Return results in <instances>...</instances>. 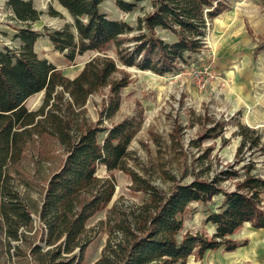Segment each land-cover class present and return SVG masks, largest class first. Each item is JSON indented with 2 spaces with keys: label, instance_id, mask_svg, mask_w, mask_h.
Masks as SVG:
<instances>
[{
  "label": "trees",
  "instance_id": "1",
  "mask_svg": "<svg viewBox=\"0 0 264 264\" xmlns=\"http://www.w3.org/2000/svg\"><path fill=\"white\" fill-rule=\"evenodd\" d=\"M6 1L17 21L12 41L19 43L0 49V217L13 229L10 237L20 240L19 229L34 222L16 186L27 153L36 149L43 154V145L50 140L65 156L47 181L38 211L41 242L46 247L39 243L32 247L30 255L36 264H83L91 244L88 222L109 207L116 193L113 180L98 178L101 166L111 173H126L135 191L146 199L113 224L96 264H187L191 257L201 260L207 253L240 249L245 244L232 237L246 224L264 230V171L255 174L254 158L246 161L241 156L246 149L264 150L257 131L240 125L242 141L234 164L208 180L195 178L165 192L128 165L133 159L131 144L142 127L140 121L129 119L102 128V121L91 125L86 115L91 96L106 88H110L106 117L119 110L121 91L129 85L119 64L163 76L201 53L211 24L229 9V0H151L152 12L139 18L137 26L110 19L101 11L107 0H58L73 22L59 30L46 27L43 33L32 26L43 15L34 0ZM116 1L126 13L138 7L137 2ZM49 13L62 16L53 8ZM161 31L173 40L160 38ZM41 37L48 38L69 66L90 51L99 56L90 59L71 80L38 55L36 44ZM109 46L115 48L117 60L103 55ZM258 49L263 51L264 43ZM41 93L42 106L30 111L27 103ZM241 163L243 167L237 170ZM228 181H236L234 189L225 186ZM215 197H223V202L205 221L215 232L210 237L199 233L181 236L189 207L209 204Z\"/></svg>",
  "mask_w": 264,
  "mask_h": 264
},
{
  "label": "rangeland",
  "instance_id": "2",
  "mask_svg": "<svg viewBox=\"0 0 264 264\" xmlns=\"http://www.w3.org/2000/svg\"><path fill=\"white\" fill-rule=\"evenodd\" d=\"M126 1L137 2L138 7L126 13L118 8L116 0H107L101 11L110 19L131 26H137L139 18L152 12L151 0ZM6 4V0H0V49L4 45L19 46L18 41H12L17 21ZM34 6L43 15L32 26L42 33L46 27L59 30L73 22L58 0H34ZM50 8L61 12L62 16H51ZM158 36L173 40L165 31L158 32ZM263 43L264 0H229V9L211 24L205 49L192 55L186 64H180L176 72L159 76L119 64L127 73L129 83L121 91L119 110L113 117H106L110 103V88H106L92 95L87 103L89 122L96 125L102 121L100 127L108 128L129 119L140 121L142 127L131 144L133 159L128 165L160 190L169 191L195 178L208 180L236 162L242 141L238 135L240 125L257 131L264 143V50L258 49ZM36 52L62 69L71 80L82 72L90 59L99 56L90 51L69 66L47 37L37 40ZM104 54L117 60L113 46L107 47ZM43 99L44 93L34 96L27 103L28 109L38 110ZM43 146V154H38L36 149L27 153L16 175V186L34 222L28 228L19 229L20 240L17 241L10 237L13 229L0 217V264H36L30 255L32 247L37 243L46 247L41 242L43 231L38 211L47 181L62 166L65 156L64 150L50 140ZM243 152L241 156L246 161L254 158L255 174H262L264 150L255 148L252 152L247 149ZM242 165L239 164L237 170ZM97 171L98 178L114 181L116 193L109 207L88 222L91 244L85 250L83 264H96L113 224L146 199L143 193L135 191L130 177L123 171L111 173L104 166ZM235 183L228 181L225 186L234 189ZM222 202L223 197H215L206 205L192 204L181 236L199 233L210 237L216 228L206 224V218ZM232 239L245 245L234 252L207 253L201 260L191 257L187 264H264V230L246 224Z\"/></svg>",
  "mask_w": 264,
  "mask_h": 264
}]
</instances>
